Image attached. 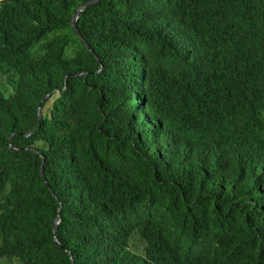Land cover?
Masks as SVG:
<instances>
[{
  "label": "trees",
  "instance_id": "16d2710c",
  "mask_svg": "<svg viewBox=\"0 0 264 264\" xmlns=\"http://www.w3.org/2000/svg\"><path fill=\"white\" fill-rule=\"evenodd\" d=\"M259 3L100 0L82 14L81 32L105 69L69 77L56 100L61 127L17 125L0 99V264L37 262V253L32 258L12 247L21 235L48 253L41 264H71L67 250L77 264H109L118 254L122 264H144L137 255L145 245L144 255L164 264H264V159L252 171L242 161L254 145L249 139L264 134L254 120L260 97L264 109L262 62L257 43L249 47L244 39L264 18ZM72 4L61 0L56 19ZM4 18L14 24L9 6ZM67 34L73 59L63 74L97 70L70 27ZM62 85L61 77L44 88ZM196 124L233 150L231 167L244 173L233 189L221 158L195 147ZM41 154L64 205L58 230L64 248L54 242L59 204L42 180ZM138 203L143 218L157 209L165 219L145 224L139 242L110 228L108 218L98 231L104 213L90 216L101 204Z\"/></svg>",
  "mask_w": 264,
  "mask_h": 264
},
{
  "label": "clouds",
  "instance_id": "9594fccd",
  "mask_svg": "<svg viewBox=\"0 0 264 264\" xmlns=\"http://www.w3.org/2000/svg\"><path fill=\"white\" fill-rule=\"evenodd\" d=\"M92 1L94 0L81 4V0H73V4L68 8L67 14L56 19L55 10L59 7L61 0H0V99L7 102V112L14 121H17V125H37V131L41 129L47 131L58 129L61 126L58 122L59 110L56 100L59 95L68 90L69 77L87 78L89 75H99L104 71L105 65L101 57L80 28L82 14L88 8L100 2L98 0L95 4L89 5ZM259 5L264 9V4L259 3ZM8 6L14 15L13 25L6 23L4 18ZM69 27L73 34L80 39L86 51L99 64L97 70L63 74L64 63L73 59V53L69 45L72 36L67 34ZM22 36L27 37V39L23 40ZM244 39L249 47H251L252 42L257 43V48L253 50L262 62L260 80L264 82V18ZM49 61L52 63L58 61L61 63L62 69H58L55 64H49ZM61 77L63 80L62 88L56 87L48 91L45 90L44 87L56 83ZM257 103L260 105L261 110L254 114L258 116V119L254 120L261 128H264L262 97L257 100ZM114 109L115 104L113 103L111 110ZM205 129L204 126L196 124L194 129L196 133L195 147L210 151L221 158L224 164V179L228 181L229 189H233L237 186L241 175L244 174L243 170L231 167L234 157L233 150L227 148L223 143L208 138L204 133ZM221 130L224 131L223 129ZM32 134L29 132L23 135L29 137ZM249 140L254 145L250 153L244 155L245 158H242V161L250 162L248 171H252L255 168V162L259 160L262 162L264 159V134H257ZM12 142L13 136L10 137V148L17 150L13 148ZM54 143L57 145L60 140H55ZM148 153L150 155L154 154L149 151ZM41 157L40 174L42 180L59 204L57 217L53 223L54 242L58 247L64 248L58 237V230L63 222L62 212L64 205L55 195L46 178L44 171L46 158L42 154ZM187 180L189 185V179ZM220 186L222 193H225L226 188L223 182H221ZM141 206V203H138L134 207L124 209L120 206L112 208L101 204L99 207L94 206L90 216L104 213V217L97 222L98 231L106 229L104 219L108 218L111 220L110 228L116 229L123 235L132 233L131 242H139L141 241L140 232L145 224H154L158 221L165 222V219L159 214L157 209L155 213L143 218L138 213ZM55 223L59 224L56 232H54ZM14 240L15 243L12 242ZM11 245L14 250L20 253H24L27 250L28 255L32 258L36 256V253L39 257L37 262L32 260L30 263H23L20 261L21 264H41L46 260L48 253L38 247L27 244L23 235L19 236V238L11 239ZM149 248L150 245L142 246L137 255L144 259V264H164L163 261H154L144 255ZM67 252L70 255L71 264H77L72 252L70 250H67ZM119 255H117V258L110 256L109 264H122L118 261Z\"/></svg>",
  "mask_w": 264,
  "mask_h": 264
},
{
  "label": "water",
  "instance_id": "95a60500",
  "mask_svg": "<svg viewBox=\"0 0 264 264\" xmlns=\"http://www.w3.org/2000/svg\"><path fill=\"white\" fill-rule=\"evenodd\" d=\"M97 1H98V0H94V1L90 2L89 5H91V4H95ZM42 175H43V172H42ZM43 177H44V175H43ZM56 223H57V222H56ZM56 223H55V225H54V232H56L57 229H58V227H59V224H56Z\"/></svg>",
  "mask_w": 264,
  "mask_h": 264
}]
</instances>
